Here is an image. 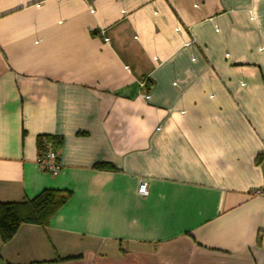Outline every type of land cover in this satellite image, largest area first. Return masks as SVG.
Masks as SVG:
<instances>
[{
  "label": "crops",
  "instance_id": "0c3cea01",
  "mask_svg": "<svg viewBox=\"0 0 264 264\" xmlns=\"http://www.w3.org/2000/svg\"><path fill=\"white\" fill-rule=\"evenodd\" d=\"M262 185L264 0H0V264H264Z\"/></svg>",
  "mask_w": 264,
  "mask_h": 264
},
{
  "label": "trees",
  "instance_id": "16d2710c",
  "mask_svg": "<svg viewBox=\"0 0 264 264\" xmlns=\"http://www.w3.org/2000/svg\"><path fill=\"white\" fill-rule=\"evenodd\" d=\"M42 139L39 137V152L42 149ZM53 148L61 144V140L55 136H46ZM101 168L110 169L112 165L99 164ZM67 190L46 189L31 200L21 202H0V238L3 243L10 241L18 232L23 223L46 226L50 217L70 197Z\"/></svg>",
  "mask_w": 264,
  "mask_h": 264
},
{
  "label": "built area",
  "instance_id": "2783aa9c",
  "mask_svg": "<svg viewBox=\"0 0 264 264\" xmlns=\"http://www.w3.org/2000/svg\"><path fill=\"white\" fill-rule=\"evenodd\" d=\"M36 163L42 169V171L49 173L52 176H58L62 170L60 159L58 158L57 151L53 148V145L46 138L42 139V149L38 153ZM138 193L142 196L148 194V183L141 180L138 186ZM253 196L264 197V185L255 187L250 192Z\"/></svg>",
  "mask_w": 264,
  "mask_h": 264
}]
</instances>
